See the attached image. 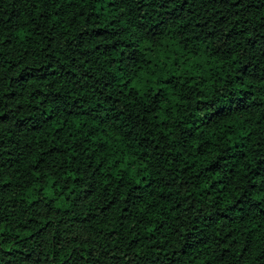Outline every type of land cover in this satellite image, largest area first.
Here are the masks:
<instances>
[{
  "label": "trees",
  "instance_id": "obj_1",
  "mask_svg": "<svg viewBox=\"0 0 264 264\" xmlns=\"http://www.w3.org/2000/svg\"><path fill=\"white\" fill-rule=\"evenodd\" d=\"M0 264H264V0H0Z\"/></svg>",
  "mask_w": 264,
  "mask_h": 264
}]
</instances>
